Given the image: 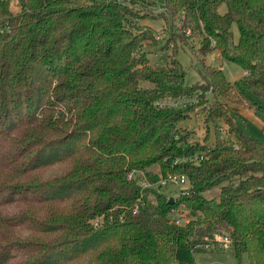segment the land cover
<instances>
[{"label": "trees", "instance_id": "obj_1", "mask_svg": "<svg viewBox=\"0 0 264 264\" xmlns=\"http://www.w3.org/2000/svg\"><path fill=\"white\" fill-rule=\"evenodd\" d=\"M156 6L0 0V264H195L192 253L208 250L264 264V142L229 104L264 111L253 96H264V0ZM175 18L161 48L196 38L200 59L216 48L243 76L209 64L187 85L176 57L151 62L159 35L147 21ZM197 90L195 103L154 104ZM198 105L211 145L180 126ZM170 174L187 183L173 196L159 183Z\"/></svg>", "mask_w": 264, "mask_h": 264}, {"label": "rangeland", "instance_id": "obj_2", "mask_svg": "<svg viewBox=\"0 0 264 264\" xmlns=\"http://www.w3.org/2000/svg\"><path fill=\"white\" fill-rule=\"evenodd\" d=\"M155 1L157 3L156 10L161 9L164 0ZM12 3L14 4V2L11 1V8L13 9L14 6ZM221 7V11H223L225 6ZM147 22L159 35L157 44L152 46L148 55L150 61L166 63L171 55L176 57L185 68V84L192 85L198 80H201L202 76L205 74V65L209 64L220 66L228 80L240 79L243 76L244 70L241 65L221 58L216 48L210 49L205 57L200 59V56L192 50V48L198 47L199 40L196 38L187 37L188 42L184 44H182L181 40L177 39L179 47L175 52H173L171 48H161V45L167 42L168 38L173 39L177 34L178 18L173 20L172 25H170V19H155L151 21L148 20ZM171 28L173 29L171 30ZM233 38L234 40L238 38V30L235 25H233ZM202 91L203 95L201 97L211 100L210 88ZM253 96L259 103L264 105V96ZM218 98L221 100L223 97L219 96ZM229 104L234 107L231 111L233 121H237V125L244 129L249 135L264 142V111L255 110L244 102L234 103L230 101ZM180 126L184 131L190 133V141H199L211 145L215 140L214 124L211 121H207L205 110L202 109L201 105H198L197 109L192 110L188 117L180 122ZM219 127L224 134L228 130V125L222 120L219 123ZM182 184L185 185L187 183L183 182ZM176 186L169 182L163 189L173 196L178 193L179 185ZM217 191V187H212L205 190L204 194L208 197H216ZM192 257L195 264H251L246 253H243L240 258H238L228 250L197 251L192 253Z\"/></svg>", "mask_w": 264, "mask_h": 264}, {"label": "built area", "instance_id": "obj_3", "mask_svg": "<svg viewBox=\"0 0 264 264\" xmlns=\"http://www.w3.org/2000/svg\"><path fill=\"white\" fill-rule=\"evenodd\" d=\"M200 90H197L193 94H191L188 97H163L155 100L154 104L158 107H165V108H174L178 106H182L186 103H195L198 101L200 97ZM195 109H197V106H195ZM186 181V176L184 174H170L167 177H162L159 179V183L162 185H165L168 182H172L176 184L177 186H183V182ZM178 217H180V213H178ZM179 219V218H178Z\"/></svg>", "mask_w": 264, "mask_h": 264}, {"label": "water", "instance_id": "obj_4", "mask_svg": "<svg viewBox=\"0 0 264 264\" xmlns=\"http://www.w3.org/2000/svg\"><path fill=\"white\" fill-rule=\"evenodd\" d=\"M169 200H170V201H172V200H173V197H172V196H170V197H169Z\"/></svg>", "mask_w": 264, "mask_h": 264}]
</instances>
